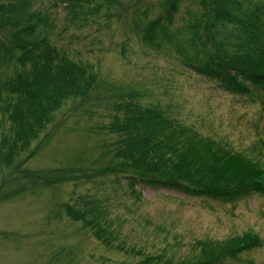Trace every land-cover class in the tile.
<instances>
[{
    "label": "rangeland",
    "instance_id": "obj_1",
    "mask_svg": "<svg viewBox=\"0 0 264 264\" xmlns=\"http://www.w3.org/2000/svg\"><path fill=\"white\" fill-rule=\"evenodd\" d=\"M167 3L95 0L98 9L77 12L73 20L59 0H34L47 16V24L39 26L42 34L90 68L96 81L84 98L67 99L51 116L30 145L35 156L23 168L15 172L29 150L10 167L0 164L6 195L0 201V264H195L203 259L201 242L223 244L247 234L259 235L260 242L214 264H264V191L222 202L131 186L125 172L105 170L119 162L116 141L123 135L110 127L113 104L132 100L162 110L184 137L196 134L208 141L214 156L241 157L264 171V90L247 83V94L227 92L188 63H210V55L228 58L240 47L246 51L250 41L264 43V0H179L174 21L159 28L154 40L145 39L144 29L165 13ZM218 4L233 21L214 22ZM195 24H201V38L193 43L189 26ZM203 25L216 33L212 42ZM5 32L0 26V38ZM6 66L3 77L13 74L16 64ZM4 131H9L7 121ZM65 167L79 178L43 185L22 177L24 171L71 170ZM84 199L95 200L102 211L101 238L85 220L66 212L67 203L83 210Z\"/></svg>",
    "mask_w": 264,
    "mask_h": 264
},
{
    "label": "trees",
    "instance_id": "obj_2",
    "mask_svg": "<svg viewBox=\"0 0 264 264\" xmlns=\"http://www.w3.org/2000/svg\"><path fill=\"white\" fill-rule=\"evenodd\" d=\"M104 1L116 4L121 0ZM59 2L70 8L65 16L73 20L77 12L87 13L98 9L95 0ZM167 6L165 13L148 23L144 29L145 39L154 40L159 28L174 21L179 0H168ZM215 8L214 22L234 20L222 5L218 4ZM46 19L43 11L34 5V0H9L0 4V26L6 31L4 38H0V71L3 66L7 68L6 65L16 64L13 74L3 77L0 72V146L4 149L3 152L0 147V164L6 163L9 167L22 152L29 150L32 142L46 128L51 116L67 99L84 98L96 81V75L90 68L73 60L65 49L56 46L51 38L42 34L39 26L47 24ZM203 26L209 35L208 40L212 42L216 33H211L206 25ZM199 27L201 24L189 26L193 43L196 38H201ZM217 47L223 50V42L218 41ZM245 48L246 51H243V47H240L239 53L228 58L219 53L210 55V63H188L197 73L220 81L221 87L227 92L247 94L250 92L247 83L264 90V43L259 39L250 41ZM138 105L133 104L132 100L113 104L115 111L110 127L123 135L116 141L119 162L115 160L113 164L116 165L113 168L107 165L105 170L125 172L131 186L141 183L224 202L264 191V171L253 163L241 157L222 159L214 156L208 141L199 139L196 134L184 137V130L175 127L176 122L162 110ZM6 121L8 132L4 131ZM50 134L46 135L42 143L48 140ZM181 146L183 148L177 150ZM36 151L30 149L16 166L15 172L23 168ZM176 151L178 155H173ZM167 153L170 155L167 156ZM66 169L71 170L50 173L24 171L22 177L43 185L79 178V173L75 175L72 168ZM13 192L18 190L14 189ZM5 196L4 189L0 188V201ZM82 205L83 210L67 203L65 209L72 219L85 220L94 229L95 235L103 237L105 231L100 227L102 211L97 207L98 203L84 199ZM88 213L93 214L92 218L87 219ZM259 242L257 236L250 235L235 237L223 244L201 242L203 259L195 264H214L221 256H235ZM146 261L149 262V259Z\"/></svg>",
    "mask_w": 264,
    "mask_h": 264
}]
</instances>
